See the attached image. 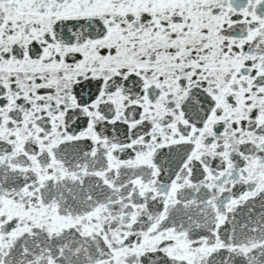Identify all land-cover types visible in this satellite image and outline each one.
<instances>
[{"label": "snow or ice", "instance_id": "obj_1", "mask_svg": "<svg viewBox=\"0 0 264 264\" xmlns=\"http://www.w3.org/2000/svg\"><path fill=\"white\" fill-rule=\"evenodd\" d=\"M0 264H264V0H0Z\"/></svg>", "mask_w": 264, "mask_h": 264}]
</instances>
